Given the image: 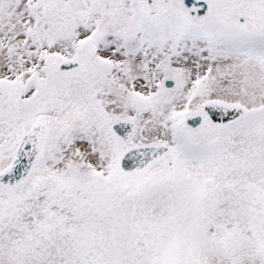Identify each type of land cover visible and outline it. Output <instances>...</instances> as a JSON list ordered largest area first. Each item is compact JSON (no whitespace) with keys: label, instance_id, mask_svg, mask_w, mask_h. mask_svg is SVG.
Masks as SVG:
<instances>
[{"label":"snow or ice","instance_id":"1","mask_svg":"<svg viewBox=\"0 0 264 264\" xmlns=\"http://www.w3.org/2000/svg\"><path fill=\"white\" fill-rule=\"evenodd\" d=\"M0 264H264V0H0Z\"/></svg>","mask_w":264,"mask_h":264}]
</instances>
